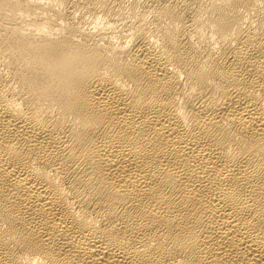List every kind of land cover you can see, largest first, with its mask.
I'll return each instance as SVG.
<instances>
[{
    "label": "bare ground",
    "instance_id": "obj_1",
    "mask_svg": "<svg viewBox=\"0 0 264 264\" xmlns=\"http://www.w3.org/2000/svg\"><path fill=\"white\" fill-rule=\"evenodd\" d=\"M0 264H264V0H0Z\"/></svg>",
    "mask_w": 264,
    "mask_h": 264
}]
</instances>
